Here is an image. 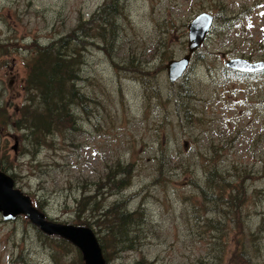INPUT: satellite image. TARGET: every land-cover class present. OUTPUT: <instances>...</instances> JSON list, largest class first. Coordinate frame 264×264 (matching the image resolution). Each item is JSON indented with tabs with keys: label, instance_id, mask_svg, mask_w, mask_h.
<instances>
[{
	"label": "rangeland",
	"instance_id": "obj_1",
	"mask_svg": "<svg viewBox=\"0 0 264 264\" xmlns=\"http://www.w3.org/2000/svg\"><path fill=\"white\" fill-rule=\"evenodd\" d=\"M117 1L111 27L99 16L112 0H0V169L51 222L80 225L81 204L84 217L115 227L118 212L134 215L129 243L116 228L109 239V264H229L250 231L252 258L264 264V74L226 68L264 61V0ZM203 13L215 17L212 30L171 84L166 65L188 54V25ZM63 39L61 53L79 62L78 130L42 139L31 123L18 127L34 98L29 115L41 110L29 63ZM237 176L247 178L245 200L229 207L217 189L236 194ZM0 264L84 261L26 217L0 213Z\"/></svg>",
	"mask_w": 264,
	"mask_h": 264
},
{
	"label": "trees",
	"instance_id": "obj_2",
	"mask_svg": "<svg viewBox=\"0 0 264 264\" xmlns=\"http://www.w3.org/2000/svg\"><path fill=\"white\" fill-rule=\"evenodd\" d=\"M118 3L119 0L117 1V4ZM101 11L102 14L99 17H101L106 24H110L111 27L114 26V22L112 21V19L118 13V6L116 5V0H112L110 4L105 5L101 9ZM230 19L235 20V17L234 18L231 17ZM224 20L226 23L225 25H229L226 22L227 20L225 18ZM79 29L80 31H84L83 25L80 28H78L71 35V37H69L70 41L72 39L78 40L80 38L78 37ZM66 41L67 40L63 39L60 43H53L48 48L37 51L32 59V62L30 61L29 63L33 66V69L30 72L28 79L30 91L36 92L35 95L37 97V101L40 105L41 110L39 111L34 110L29 115L30 109L37 104L34 103L36 101V99L34 98L35 101L34 99L32 101L33 105L32 106L30 105L24 109V118H21L22 122L25 123L24 126H18V127L24 129V127L27 128V125L31 123L30 131L34 133H41L42 139H46L48 132L53 128L61 127V130H66L70 127H73L74 130L76 131L78 130L75 126H72L75 123L74 106H78V103L82 101V97L84 96L81 95L79 90H77L76 88V84H78L80 80L78 78L79 70L75 71L76 66L78 67L79 65L78 59L74 56L71 58H67L65 53L63 54L61 53V52H66L65 51ZM262 74H264V72L254 74L253 76L262 75ZM239 75L242 78H247L248 76H250L243 74H239ZM189 96L190 94L187 91V93L185 94V98L189 99ZM186 108L187 107L184 106L185 110ZM40 130H43V132H39ZM117 167L121 168L120 163L117 164ZM220 171L221 172L224 171L226 173L232 172L229 170L227 171L223 170L221 166H220ZM118 175H125V176L121 178L119 181H112L113 186L116 187L118 190L127 188L129 184L127 183L128 176L126 175V173L119 172L113 176V179H116ZM109 178L111 179V177ZM246 179L247 178H244L243 176H237V178L233 180V186L237 192L236 194L233 195L227 193L226 192L227 189L223 185H220L219 187L220 189H217L218 192L220 190V203L228 204V206L230 207L233 201H239V200L240 202L244 201L245 197L243 193L246 190ZM88 192L91 191L88 190ZM204 194L209 201L219 202V200L216 197H212L210 195L208 196L207 192H204ZM36 208L40 212H42L40 210L41 207L36 206ZM81 208H82V204L78 207V209L82 213V217L80 219L79 224L81 223L82 226L89 227L91 229H93L94 226L99 228L100 233H98L97 235L98 240L100 242V246L102 248L106 263L109 264L108 261V259H110L109 247H108V243H110L109 239L111 237L113 239H116V234H115V228H116L118 230V235L122 239L121 241L125 240L129 243V240H127L125 236V232L126 229L130 230V226L132 225V221H133L132 218L134 215L125 214L124 212H118L116 215L119 217V219L115 227L109 224V222H107L106 220L102 222L101 221L95 222L91 220L90 217L89 218L84 217L83 215H85L86 213H84L83 210H81ZM81 224L77 226H81ZM249 235L250 236L247 238L249 240V248L247 246L246 238L242 239V243H244L243 252L240 255L239 253H235L234 257L230 259L229 264H238L237 261H240L241 264H245V263L262 264L260 262L256 263V260L252 258L251 253H253L255 246L251 244V238L253 237L254 234H251L250 231ZM50 237H58L64 242L71 244L70 241L60 236H50ZM79 253L80 256L82 257L80 251Z\"/></svg>",
	"mask_w": 264,
	"mask_h": 264
},
{
	"label": "water",
	"instance_id": "obj_3",
	"mask_svg": "<svg viewBox=\"0 0 264 264\" xmlns=\"http://www.w3.org/2000/svg\"><path fill=\"white\" fill-rule=\"evenodd\" d=\"M215 17L210 13L198 15L188 25V54L180 60H172L166 65L171 84L181 80L190 67L192 56L204 44L211 32ZM226 68L240 74H257L264 71V61L250 62L243 58L231 59ZM17 146L14 147L16 151ZM0 213L5 222L26 216L35 226L49 236H61L69 240L82 255L84 264H106L102 248L95 232L89 227H77L51 222L46 215L39 212L30 197L16 188L14 179L0 170Z\"/></svg>",
	"mask_w": 264,
	"mask_h": 264
},
{
	"label": "bare ground",
	"instance_id": "obj_4",
	"mask_svg": "<svg viewBox=\"0 0 264 264\" xmlns=\"http://www.w3.org/2000/svg\"><path fill=\"white\" fill-rule=\"evenodd\" d=\"M79 82H80V81H79ZM79 82H78V83H79ZM129 204H130V203H129ZM126 210H127V209H126Z\"/></svg>",
	"mask_w": 264,
	"mask_h": 264
},
{
	"label": "flooded vegetation",
	"instance_id": "obj_5",
	"mask_svg": "<svg viewBox=\"0 0 264 264\" xmlns=\"http://www.w3.org/2000/svg\"><path fill=\"white\" fill-rule=\"evenodd\" d=\"M15 138V137H14Z\"/></svg>",
	"mask_w": 264,
	"mask_h": 264
}]
</instances>
